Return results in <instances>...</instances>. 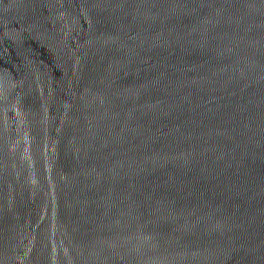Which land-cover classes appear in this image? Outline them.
Instances as JSON below:
<instances>
[{
    "label": "water",
    "instance_id": "water-1",
    "mask_svg": "<svg viewBox=\"0 0 264 264\" xmlns=\"http://www.w3.org/2000/svg\"><path fill=\"white\" fill-rule=\"evenodd\" d=\"M0 264H264V0H0Z\"/></svg>",
    "mask_w": 264,
    "mask_h": 264
}]
</instances>
